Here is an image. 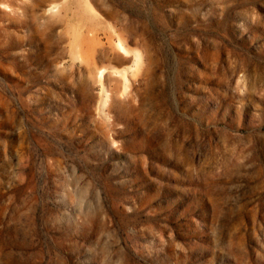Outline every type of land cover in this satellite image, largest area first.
<instances>
[{
  "label": "rangeland",
  "instance_id": "374dc122",
  "mask_svg": "<svg viewBox=\"0 0 264 264\" xmlns=\"http://www.w3.org/2000/svg\"><path fill=\"white\" fill-rule=\"evenodd\" d=\"M0 264H264V0H0Z\"/></svg>",
  "mask_w": 264,
  "mask_h": 264
}]
</instances>
